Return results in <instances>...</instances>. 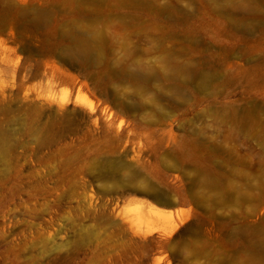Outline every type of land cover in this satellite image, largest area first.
I'll use <instances>...</instances> for the list:
<instances>
[{
	"label": "rangeland",
	"instance_id": "374dc122",
	"mask_svg": "<svg viewBox=\"0 0 264 264\" xmlns=\"http://www.w3.org/2000/svg\"><path fill=\"white\" fill-rule=\"evenodd\" d=\"M261 28L264 0H0V264H264Z\"/></svg>",
	"mask_w": 264,
	"mask_h": 264
},
{
	"label": "bare ground",
	"instance_id": "6f19581e",
	"mask_svg": "<svg viewBox=\"0 0 264 264\" xmlns=\"http://www.w3.org/2000/svg\"><path fill=\"white\" fill-rule=\"evenodd\" d=\"M260 2V0H259ZM246 10V7H240L239 10L234 13L236 17H234L233 19H239L243 16V12H245ZM228 15V14H227ZM44 16V15H43ZM241 16V17H240ZM46 17V16H45ZM37 18H42V16H37ZM44 18V17H43ZM230 21L231 18H230ZM236 21V20H235ZM234 27V26H233ZM262 32H264V28H261ZM94 41L93 38L91 39H83L81 37H79L76 41L75 44H70L69 46H67V48L64 50L65 53H62L65 54L63 55V57H75L78 61H84V60H88L89 57H88V53H89V50L91 48H96L97 45H93L92 42ZM3 57H7L6 55H4ZM62 58V56H61ZM20 69H17V67H13L12 68V71L15 73L17 71H19ZM174 74L175 75H179L182 77V80L184 81V84H189L190 82H192L193 80L197 79L199 75L196 74V70H193V69H190L189 67L187 66H184V67H176L174 69ZM5 76V75H4ZM205 77V76H202L201 79ZM199 79V80H201ZM209 87V86H208ZM167 89V88H166ZM165 89V90H166ZM169 91V90H167ZM9 105V104H8ZM10 106V105H9ZM41 121V120H40ZM41 123V122H40ZM39 123V124H40ZM47 124V123H46ZM50 124V123H49ZM42 125V124H41ZM46 132H44L45 134ZM8 134V133H7ZM33 135L34 137L39 140L41 143H46L47 142V137L44 136L42 134V131L39 130V129H36L33 131ZM9 142V138L8 136L4 133L2 135H0V144L3 145V146H6ZM127 146V145H126ZM123 154V153H122ZM104 158V157H103ZM112 158V157H111ZM101 159V158H100ZM98 160V159H97ZM102 161V159H101ZM113 161V160H112ZM94 162V161H93ZM108 162V161H107ZM96 163V162H95ZM116 163V162H115ZM115 163H104V162H97L95 165L98 166V168L102 169L104 167H110L111 169H116L117 167H120L118 165H116ZM92 164V163H91ZM120 165V164H119ZM124 166V165H122ZM125 167V166H124ZM104 174V170L102 172ZM113 174V172H111ZM142 192H145V194L147 193L151 198H153L154 200L158 201L159 203H162V204H172L171 202H169L168 200L165 199V196H163V194L159 195L157 194L156 192L154 191H150V190H144Z\"/></svg>",
	"mask_w": 264,
	"mask_h": 264
}]
</instances>
